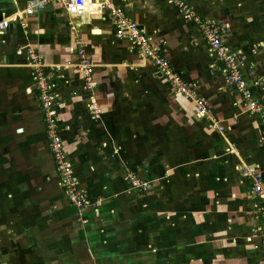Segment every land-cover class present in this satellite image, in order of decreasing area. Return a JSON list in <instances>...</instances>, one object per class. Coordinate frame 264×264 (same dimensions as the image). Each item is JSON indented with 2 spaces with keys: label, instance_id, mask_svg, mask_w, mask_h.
<instances>
[{
  "label": "crops",
  "instance_id": "0c3cea01",
  "mask_svg": "<svg viewBox=\"0 0 264 264\" xmlns=\"http://www.w3.org/2000/svg\"><path fill=\"white\" fill-rule=\"evenodd\" d=\"M186 1L200 19L226 26L225 46L241 55L243 73L259 79L264 92V0ZM35 2L0 0V23L9 22L0 34V135L9 133L13 150L25 148L16 134L21 140L46 136L27 58L28 49L33 50L63 98L59 118L69 161L76 171L103 166L106 183L98 188L103 182L97 174L77 172L89 199L103 200L97 211L87 212L86 223L67 216L71 223L55 226L54 238L44 240L51 243L50 251L34 262L75 264L76 256L86 264H264L261 205L245 177L254 171L264 188V115L251 116L239 96H227L201 30L170 0H90L83 18L55 3L18 20ZM114 11L136 23L174 73L194 86L209 106L206 116L197 115L195 102L178 96L127 38L116 36ZM79 39L94 63L90 91L83 89V75L74 63L80 60L74 54ZM92 103L102 112L99 118L91 114ZM86 151L94 152L95 160ZM104 156L108 166L100 164ZM150 156L147 164L153 163L154 177L159 176L154 183L167 185L169 202L147 200L128 189L125 174L116 175L122 164L135 172L134 163L144 165ZM46 157L52 164L49 153Z\"/></svg>",
  "mask_w": 264,
  "mask_h": 264
},
{
  "label": "rangeland",
  "instance_id": "374dc122",
  "mask_svg": "<svg viewBox=\"0 0 264 264\" xmlns=\"http://www.w3.org/2000/svg\"><path fill=\"white\" fill-rule=\"evenodd\" d=\"M194 12L196 14V19L201 20L203 24L210 21L207 19H200L196 11ZM190 23L196 25L199 30H201V32L203 31L202 24L197 23L196 21H192ZM76 48L77 49L74 51V54H76L77 58L80 57V60L76 59V61L74 62L77 63V69H79L81 74L84 76L86 73H89L92 78L94 72V63L89 55L86 54V46L81 39L76 42ZM227 49L237 54V52L232 50V48L227 47ZM213 58L215 59L214 56ZM239 59H241V55H239ZM215 61L216 63H218L216 59ZM219 65L220 64L218 63L217 68H215V72L218 71ZM83 79L85 80L84 77ZM221 80L223 82V86L225 88L227 96H234V94L230 92L223 78H221ZM92 88L88 87L86 82L83 83V89L85 91H90L92 90ZM34 96L35 100H37V95L35 94ZM195 97L199 98L196 94L194 98ZM206 107L208 110L207 113H209V106ZM90 110L92 116L95 117V113L93 112L91 107ZM101 115L102 112L99 116ZM16 132L17 131L15 130V132L13 133L16 134ZM16 135L18 136V143L25 146V148L18 147V149L13 150L12 144H10V141H8L9 133H1L0 135V264H10L13 262L30 264L31 261L32 264H35L37 262H34V260L36 261L40 259L41 252L47 254L50 251L48 245H50L51 243L46 244L45 239H49L50 237V239L54 238L50 234L54 233L55 226L59 227V225H61L62 227V225H68V222H70L71 219L65 220L64 218H66L67 216L72 217V220L75 223H86L88 217H86L85 215L87 214V212L91 210L92 213L97 211V208H99L98 203H100L103 198L98 197L95 200L89 199L90 205L84 207L83 209H78L77 207L73 206V204H71V202L67 198V194L60 186V179H57L56 173L52 174L53 172L51 170V165L53 164V160L51 164V162L47 160L46 154L49 153L50 158H53L51 156L49 147L46 149L43 146L45 137L47 136L39 135L37 137H33L32 139L21 140L19 139L20 135ZM88 152L89 151H86V154H88L91 158L93 156V160H95L94 152ZM174 153L176 154V156H178L180 150L177 149V151H175ZM147 154L149 155V152H147ZM105 157L106 156H104V158L100 161V164L108 166L107 159ZM97 158L98 157L96 156V159ZM150 160L151 156L149 159L146 158L144 161V165L140 164L139 167H137V164L134 163L136 173L130 172V169H128V165L124 163L118 170H116V175L118 174L117 176H121L125 174L124 178L129 183L128 189L133 192L139 191L145 194L147 200L149 198L158 197V201L160 203L169 202V196L164 194L165 192H168L167 185L164 184L163 186L156 187L157 183H154L155 180L159 179L157 178L159 176L154 177L155 168L153 166V163L151 165L147 164V161ZM53 166H55V164ZM102 168L103 166H100L97 169L96 166L95 168L94 166H92L88 167V169L86 170L83 168H78L76 171L73 166L74 173L78 180V186L82 192L86 193L84 188L81 186V178L80 175H78L79 172H81L83 169L82 175L89 176L97 174V178H101V182H103L101 183V185L97 183V187L99 188L104 187L106 183L105 177L101 175ZM182 178L185 177L179 174V179ZM57 182L59 184V187L61 188L60 190L64 196L63 198L61 197V194L57 189ZM183 185L184 183L182 182L180 183L179 187ZM165 206L167 208L168 205H164V207L162 208L161 211L163 213L166 212ZM59 214L64 217L58 221L55 217ZM167 216L168 215H166V217ZM77 226L80 227L79 225ZM70 229L71 227H69V230ZM62 245L63 249L67 248L68 246V244L66 243H63ZM74 260L75 264H86L84 262H87L85 259L83 260L80 258H76V256L72 257V262Z\"/></svg>",
  "mask_w": 264,
  "mask_h": 264
},
{
  "label": "built area",
  "instance_id": "2783aa9c",
  "mask_svg": "<svg viewBox=\"0 0 264 264\" xmlns=\"http://www.w3.org/2000/svg\"><path fill=\"white\" fill-rule=\"evenodd\" d=\"M175 8L184 16L188 22L196 21L202 24V32L209 50L220 64L217 71L223 78L230 92L234 96H239L243 101L248 114L251 116L264 115V92L261 91L262 82L259 79H249L242 71V61L239 55L227 49L224 44L226 26L221 23L210 20L203 24L196 19L195 10L186 0H170ZM61 3L66 12L83 18L89 11L90 0H37L31 3L27 8L17 15L18 20H23L24 16H33L36 8L43 9L51 4ZM114 19L116 36L118 38H127L133 49L143 58L149 60L159 70L161 75L170 82L178 96L191 98L195 102L194 112L199 116H206L208 113L206 104L199 98H194V86L183 82L179 76L174 73L170 63L159 53L153 45V41L147 36L136 23L127 20L121 11L112 13ZM9 22L0 23V34L8 29ZM27 58L34 73V88L37 95V101L41 108L45 131L53 158L56 171L60 179V186L67 194V198L78 209H83L90 205L89 198L85 192H82L78 186V180L74 173L73 166L65 152L62 126L59 118V109L63 105V98L59 97L55 91L54 78L52 77L47 65L43 62L41 56L35 51L28 49ZM250 77H253L251 72ZM85 82L88 87H93L89 73H86ZM60 78V77H59ZM91 109L95 113V118L101 114L100 108L96 103H92ZM251 183V190L254 197L260 202L261 225L259 232L264 237V188L259 174L251 171L245 175Z\"/></svg>",
  "mask_w": 264,
  "mask_h": 264
}]
</instances>
